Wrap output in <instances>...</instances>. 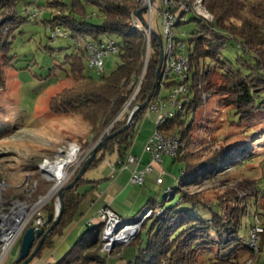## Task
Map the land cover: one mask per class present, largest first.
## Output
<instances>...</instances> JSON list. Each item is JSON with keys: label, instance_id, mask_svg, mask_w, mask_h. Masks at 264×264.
<instances>
[{"label": "trees", "instance_id": "16d2710c", "mask_svg": "<svg viewBox=\"0 0 264 264\" xmlns=\"http://www.w3.org/2000/svg\"><path fill=\"white\" fill-rule=\"evenodd\" d=\"M21 1L25 0H0V90L5 88L2 77L3 70L8 65L4 49L9 46L8 41L13 38L15 31L30 17L17 10ZM37 2L30 1L27 4H37ZM47 4L54 11L49 21L50 26L56 24L64 28L74 40L80 38L99 40L104 36L114 38L119 42L120 51L117 56L121 60L110 75H99L96 79L85 73V55L82 52H75L67 57L66 63L70 65V73L77 75L78 78L75 79L73 88L61 93L52 102L53 109L80 114L96 133H101L108 127H110L108 135L119 131L129 121L131 110L144 103L151 92H154L151 99L153 101L161 91V79L158 80L157 86H154L160 46L157 39L152 38V50L139 91L132 100L129 111L123 112L145 66V36L130 25L132 12L139 9L137 2L135 0H72V7L69 8L68 13L65 12L68 6L64 0H48ZM206 5L214 17L212 22H206L192 14L190 20L182 23L194 21L197 25L189 39V94L183 103V109L176 111L175 116L163 127L164 131L176 133L180 137L179 154L174 162H183L185 167L182 170L180 185L171 189L173 198L169 201H172L177 194L179 199L176 204L167 207L164 203L157 204L152 200L146 203L144 209L162 206L164 211L160 217H152L142 224V231L147 232L145 242L140 233L126 246L138 247L133 260L127 261L126 264H198L200 253L209 258L214 257L215 263H225L236 259L239 250L250 249L247 242L240 238L242 220L249 211L242 212L236 206H231L234 197L230 198L231 201L216 199L214 202H208L199 193H191L184 188L189 183L199 184L204 176L214 175L223 167L235 162L233 158L228 159L226 156L230 153L228 144L209 150L206 154L203 151L200 154L195 153L196 155L189 152L194 144L192 134L196 112L204 104L203 94L210 93L208 90L211 86L210 76L215 71L218 70L222 74V81L212 86L216 87L214 94L220 96L222 101L229 102L231 122L244 128H253L250 135L252 134L254 138L259 133L264 134L262 27L240 11L238 0H206ZM88 7L97 9L100 23L89 20H92L93 16H88ZM258 10L253 8L249 12L262 19L264 12L263 17H260L262 13H258ZM230 40L237 42L246 54V57L238 56L235 63L220 61V56ZM206 61L213 63L208 69H206ZM173 83L165 84L164 89L167 90ZM206 85L209 87L207 88ZM148 107L149 104L135 116L130 128L102 146L88 171L97 168L107 155H117L118 160L115 163L117 166L118 161H124L130 155L138 125L145 117ZM190 113H193V118L188 121ZM105 138L106 136L103 139ZM106 181H111V178L88 180L82 177L72 189L63 193L64 211L60 223L45 240L36 257H40L44 250L53 247L55 239L61 238L68 226L75 221L81 206ZM171 194L165 193L167 200ZM253 206L256 207L255 211L260 215L264 226V209L258 206V202ZM55 215L56 208L51 206L49 217L52 219L43 221V224L47 222L44 230L52 224ZM33 225L34 223L29 224L27 229ZM95 230L99 231V236L93 237ZM24 233L19 239L20 245ZM101 233V224L91 228L88 226L80 233L72 249L63 258L50 264H107L109 256L116 254L122 256L123 247H116L111 253L102 251ZM36 243L37 241L34 247ZM260 255L264 256V233L261 237ZM17 259L12 264H19Z\"/></svg>", "mask_w": 264, "mask_h": 264}, {"label": "rangeland", "instance_id": "374dc122", "mask_svg": "<svg viewBox=\"0 0 264 264\" xmlns=\"http://www.w3.org/2000/svg\"><path fill=\"white\" fill-rule=\"evenodd\" d=\"M30 1L33 0L21 1L18 4L19 13L29 17L24 10ZM47 2L48 0H38L35 5L41 10V16L38 19L29 17L22 23L13 38L8 41L9 46L4 49L8 65L4 68L2 77L5 88L0 90V215L8 217L9 221L19 219L21 226L25 225L24 230L31 223L38 225L40 217L41 220L47 221L51 206L56 208L57 212L58 191L78 174L98 142L107 137L110 128L96 133L80 114L53 109L52 102L61 93L73 88L78 77L70 73V65L66 63L67 57L76 52L74 39L72 37L50 39L51 30L60 26L56 24L50 26L49 21L54 11L48 7ZM64 2L68 6L65 12L68 13L69 8L72 7V0H64ZM205 6L207 8L206 0ZM238 6L245 16L259 23L264 32V0H238ZM253 8L259 9L258 13H262L260 16L263 17L262 19L249 12ZM87 14L93 16L90 21L100 23L97 9L88 7ZM192 17L191 13L187 14V20ZM196 26V22L193 21L173 28L176 37L184 40L186 49L189 48V39ZM153 28L155 33H162V20L156 9ZM238 56L246 57V54L237 42L230 40L220 56V61L235 63ZM84 62L85 73L97 79L99 74L88 68L86 57ZM120 63L119 56H110L105 61L102 75H110ZM205 64L208 69L213 63L206 61ZM262 68L264 71V62ZM210 80L211 86L206 85L210 93L203 94L204 104L196 112L192 134L194 144L189 152L200 154L203 151L206 154L209 150L228 144L230 153L226 156L228 159L233 158L235 162L223 167L214 175L204 176L199 184L189 183L184 188L191 193H199L208 202H214L216 199L229 201L234 197L231 206H236L242 212L249 211V214L243 217L240 238L247 242L251 250H247L248 248L239 250L236 259L225 263H215L214 257L209 258L200 253L198 264H262L264 256L260 255V249L264 226L253 204L258 202V206L264 209V134L259 133V136L254 138L252 134L250 135L253 128L233 124L229 102H224L220 96L215 95L216 87H212L222 81V74L217 70L210 76ZM131 112L132 110L130 116ZM192 118L193 113H190L188 121ZM154 131V123L145 116L138 126L130 153L141 152L143 148L140 136L152 135ZM72 145H75L78 151L65 170L67 178L58 190L52 192L56 182L49 178L43 164L46 160L53 164L59 158H66ZM163 159L164 162L160 167L164 172L163 185H158L156 177L152 175H148L142 187L131 184L129 178L131 168L128 167L129 169H124L121 173L114 171L113 166L118 160L116 154L107 155L97 168L86 172L83 177L88 180L111 178V186L105 193L115 199L114 206L118 208L123 222L134 221L144 213V207L149 200L157 204L164 203L167 207L176 204L179 199L177 194L172 201H169L173 198V194L170 193L171 197L167 200L165 193L168 189L180 185L185 165L183 162H174V159L167 155ZM120 175L125 179L118 181ZM122 193L123 195L119 196ZM95 195L92 194L91 198H95ZM45 197L48 199L41 203ZM88 207L89 201H86L81 209L85 211ZM23 208L26 210L23 212L24 216L14 214L21 212ZM163 211L162 206H156L155 212L145 220V223L152 217H160ZM93 215L94 213L91 217ZM80 221L81 216H78L65 230L64 235L55 239L53 247L44 250L42 255L35 257L30 264H50L63 258L75 245L80 233L88 227L85 223L78 227ZM256 226L261 228L262 232L261 235L259 234L258 242L257 239L254 241L257 242L256 246L251 248L249 239ZM140 233L145 242L147 232L142 231V225L133 239ZM95 236H99V231L93 232V237ZM117 247L126 246L119 244ZM19 250L20 244L17 241L3 264H12L18 258ZM137 252L138 247H126L122 257L109 256L107 264L131 261Z\"/></svg>", "mask_w": 264, "mask_h": 264}, {"label": "built area", "instance_id": "2783aa9c", "mask_svg": "<svg viewBox=\"0 0 264 264\" xmlns=\"http://www.w3.org/2000/svg\"><path fill=\"white\" fill-rule=\"evenodd\" d=\"M135 1L137 2L139 9L132 12L130 25L145 36V66L143 74L135 87L134 93L123 112L128 110L132 100L139 91V87L142 83V79L149 62L152 50V38H155L154 34L158 35L162 42L161 49L163 62L159 78L161 79V91L157 98L149 103V107L147 109L148 113H153L155 115V131L144 145V152L150 156V162L142 164L141 159L129 155L124 161H119L118 166L114 165L113 168L115 172H121L124 169H128L129 165L136 164L137 167L131 173L130 183L142 187L145 185L148 175H152L158 167H161L164 162L163 157L167 155L175 159L178 156L180 149L179 135L176 133H168L163 129L169 119L175 116L176 111L183 109V103L189 94L188 79L190 71V57L184 40L176 37L173 32V28L185 22L187 20L188 13H191L209 23L213 21V16L207 10L205 0ZM33 2L35 3L37 0H33ZM157 2H159L158 5ZM34 3L27 4L24 11L28 16L38 19L42 12ZM155 9L158 11L162 20L161 34L155 33L153 28V16ZM139 13L141 14L139 15ZM50 37L51 39L70 37V33L64 28L58 27L51 30ZM118 44L119 42L116 39L108 36H104L99 40H92L89 38L74 40L75 51L82 52L87 58L88 68L96 71L99 75H102L104 72L106 59L112 55L119 54L120 49ZM171 82L174 83L167 90H165L164 85ZM136 108L137 107H135L132 112ZM73 147L76 146H70V151ZM70 151H68L66 156L70 153ZM62 152L65 154L64 151ZM60 159L62 158H59L58 160ZM52 174L53 171L51 169V175ZM163 176L164 172L163 170H160L159 177L156 178L157 184H163ZM166 193L170 195L171 189H168ZM154 212L155 209L147 207L144 209V213L140 215L137 220L123 222L116 212L106 207L101 209L98 214L89 221L88 226L91 228L97 223L102 225V251L111 253L119 244L127 246L131 242V235L136 233L137 226L142 225ZM14 214L20 215V211L17 213L14 212ZM39 220L40 223L38 225L34 223L32 227L41 228L43 220H41V217ZM14 223H18V226H15V228L12 229ZM24 227L25 225L21 226V221H19V219L9 221L7 217L5 222L0 221V228L3 231V234L0 237V264H3L13 246L17 243V241H19L22 234L26 231L27 227L25 230ZM130 229H133V232L125 241L118 238L119 235L128 232ZM261 232L262 229L258 226L252 230V234L249 239V246L251 248L256 246ZM256 239L257 242H254ZM115 240L122 241V243L115 242Z\"/></svg>", "mask_w": 264, "mask_h": 264}, {"label": "water", "instance_id": "95a60500", "mask_svg": "<svg viewBox=\"0 0 264 264\" xmlns=\"http://www.w3.org/2000/svg\"><path fill=\"white\" fill-rule=\"evenodd\" d=\"M140 14L141 13H139V15ZM154 36L157 39L158 44H159L160 49H161L162 48V42H161L160 37L156 34H154ZM162 62H163V55H162V49H161L160 50L159 65H158L157 72H156V81L154 84L155 87L157 86V83H158V80L160 77ZM153 94H154V92H151L150 95L148 96V98L146 99V101L144 103H142L141 105H139L132 112L128 123L122 129H120L119 131H117L111 135H108L103 141L98 142V145L90 153V156L87 158V160L85 161V163L83 164L82 168L80 169V171L78 172L76 177L73 179V181L71 183H69L68 185H66L65 187H62L58 191V193H57V200H58L57 212H56L55 218H54L52 224L49 226V228L47 230H44V227L47 226V222H45L43 224V228L30 227L25 231V233L22 237L20 250H19V256L17 259V262L19 264H30L32 262V260L37 256V254L39 253L41 248L43 247L45 240L53 233L55 228L60 223V220L62 218V214L64 211L63 193L69 189H72L74 187V185L85 175V173L88 171V169L90 167V164L92 163L93 159L95 158L96 154L99 152V150L102 148V146L106 142H108L113 137L125 132L128 128L131 127V125L134 123L135 116L140 111H143L145 109V107L150 103V101L153 97ZM51 219L52 218L49 217V221H51ZM140 227H141V225H138L136 228V231L139 230ZM2 234H3V231L0 228V237L2 236ZM134 236L135 235H131L130 240H132L134 238ZM36 241H37V243H36V246L34 247V244ZM115 242L122 243V241H118V240H115Z\"/></svg>", "mask_w": 264, "mask_h": 264}, {"label": "crops", "instance_id": "0c3cea01", "mask_svg": "<svg viewBox=\"0 0 264 264\" xmlns=\"http://www.w3.org/2000/svg\"><path fill=\"white\" fill-rule=\"evenodd\" d=\"M145 116H148L149 117V119H150V122H152V123H154V120H155V115L153 114V113H148V112H146V115ZM139 126V125H138ZM151 135H146V136H140V143H141V147L143 148L142 150H141V152L139 151V152H135V151H132L131 153H130V155L131 156H134V157H137L138 159H141V162H142V164H147V163H149L150 162V156L147 154V153H145L144 152V145L146 144V142H147V140H148V138L150 137ZM148 156V157H147ZM137 167V165L136 164H131V165H129V168H131V172H130V174L132 173V171L135 169ZM128 168V169H129ZM160 170H162L160 167H158L157 169H156V171H155V173H153L152 174V176H155L156 178L157 177H159V171ZM121 172H123V171H121ZM120 172V173H121ZM124 177H123V175H120V176H118V178H117V180L119 181V180H121V179H123ZM130 178V177H129ZM125 179V178H124ZM127 179H128V177H127ZM91 180V179H90ZM110 182L111 181H106V182H104L100 187H99V189L97 190V191H95V192H93L92 194H96L95 196V198L93 197V198H91L92 196V194L90 195V197H89V207H88V209L87 210H85V211H82V209L80 208V210H79V213L76 215V217H75V220H76V218L78 217V216H81V221H80V223H79V225H78V227L79 226H81V225H83L84 223L85 224H87V226H88V223H89V221L90 220H88V218H93V217H95L97 214H98V212L101 210V209H103V208H106V207H108V208H110V209H112L114 212H116L117 214H118V216L122 219V217H121V215H120V213H119V210H118V208L116 207V206H114V198L111 196V195H109V194H107V193H105L106 191H107V189L111 186L110 185ZM163 184H164V181H163ZM163 184H161V185H163ZM159 185V184H158ZM103 186H104V188H103ZM101 189H103V190H101ZM101 190V192H99ZM123 195V193L121 194V195H119V196H122ZM94 213V215H93V217H91V215ZM88 221V222H87ZM77 227V228H78ZM124 248L125 247H123V249H122V251H121V254L123 253V250H124ZM120 254H116V255H113V257H115V256H119ZM120 257H122V256H120ZM121 264H126V262H124V263H121Z\"/></svg>", "mask_w": 264, "mask_h": 264}, {"label": "bare ground", "instance_id": "6f19581e", "mask_svg": "<svg viewBox=\"0 0 264 264\" xmlns=\"http://www.w3.org/2000/svg\"><path fill=\"white\" fill-rule=\"evenodd\" d=\"M76 151H77V147H73L70 153L66 156V158L57 160L52 165H51V162L48 160L44 162L43 168L46 170V173L48 174L49 178L56 182V185L52 192H55L56 189L58 190L59 187L62 185V183H64L63 181L65 180V178H67L65 170L67 166H69L70 163L73 161ZM51 169L53 171L52 175H51ZM48 197L43 198L41 203L46 201ZM24 211H26L25 208L21 210L20 212L21 216H24V213H23ZM0 219L2 222H5L7 217L0 215ZM15 226H18V223H14V226H12V229L15 228ZM132 232H133V229H130L128 232H125L122 235H119L118 238L119 239L121 238L122 241H125L130 236V234H132Z\"/></svg>", "mask_w": 264, "mask_h": 264}]
</instances>
